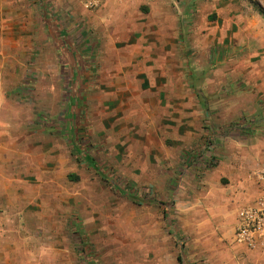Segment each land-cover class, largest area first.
<instances>
[{"label": "crops", "instance_id": "crops-1", "mask_svg": "<svg viewBox=\"0 0 264 264\" xmlns=\"http://www.w3.org/2000/svg\"><path fill=\"white\" fill-rule=\"evenodd\" d=\"M73 11L84 26L94 28L82 36L79 53H88L97 36L102 38L98 24L113 25L111 37L129 38L113 51L117 55L109 57V67L138 73L116 81L112 100L129 103L136 119L129 150L158 148L152 156L155 166L148 158H130V182H156L164 196L180 178L183 189L176 206L189 198L226 222L233 264H264L263 242L250 248L234 239L239 211L264 203V182L254 176L264 167V18L249 0H99L93 8L83 0ZM183 68L188 77L178 75ZM6 129L0 126V264H76L66 249L69 233L64 239L53 235L52 229L64 232L60 225L19 223L17 214L36 216L28 206L31 200L39 205L37 199L52 196V180L46 177L48 189L37 191L30 183L37 175L29 171L30 164L14 177L17 153ZM206 137L214 139V160L195 164L191 154ZM194 186L198 190L192 191ZM55 244H61L60 253L51 251Z\"/></svg>", "mask_w": 264, "mask_h": 264}, {"label": "rangeland", "instance_id": "rangeland-1", "mask_svg": "<svg viewBox=\"0 0 264 264\" xmlns=\"http://www.w3.org/2000/svg\"><path fill=\"white\" fill-rule=\"evenodd\" d=\"M78 1L0 0V126L15 144L13 174L22 176L30 164L37 191L48 189L46 177L52 180V196L37 199L39 205L31 200L36 216L17 214L19 223L60 225L64 232L52 229L53 235L69 233L66 249L76 264H233L226 222L189 198L176 206L180 178L164 196L156 182H130V158L155 166L158 148L129 150L136 119L129 103L112 100L116 81L138 73L109 67L113 51L129 38L111 37L113 25L98 24L102 38L96 35L93 49L79 53L82 36L94 28L73 11ZM249 1L264 18V0ZM188 73L183 68L178 75Z\"/></svg>", "mask_w": 264, "mask_h": 264}, {"label": "built area", "instance_id": "built-area-1", "mask_svg": "<svg viewBox=\"0 0 264 264\" xmlns=\"http://www.w3.org/2000/svg\"><path fill=\"white\" fill-rule=\"evenodd\" d=\"M149 3L154 0H141ZM99 0H88V7H96ZM227 132V131H225ZM213 138H204L196 151L191 154V161L195 164L208 165L214 160L211 147ZM254 176L258 181L264 182V167L256 170ZM234 239L237 242L245 243L248 247H256L258 241L264 243V203L258 206L243 207L238 213V223L234 232Z\"/></svg>", "mask_w": 264, "mask_h": 264}]
</instances>
